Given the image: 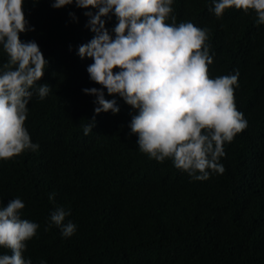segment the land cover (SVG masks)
Masks as SVG:
<instances>
[{"label":"trees","instance_id":"obj_1","mask_svg":"<svg viewBox=\"0 0 264 264\" xmlns=\"http://www.w3.org/2000/svg\"><path fill=\"white\" fill-rule=\"evenodd\" d=\"M52 3L24 0L35 30L20 33L48 61L36 84L51 90L40 99L31 89L25 121L39 148L0 160V207L18 197L22 219L39 225L23 257L32 264H264V24L256 23L255 11L232 7L217 17L213 0L171 5L166 23L174 16L177 24L208 30L210 78L239 72L234 102L247 127L225 142L219 161L225 171L201 181L171 159L159 162L140 151L130 128L137 110L119 94L104 89L118 113L94 112L96 97L83 89L102 85L90 79L93 60L81 58L78 48L95 36L84 13L97 9ZM102 19L114 36L115 16ZM6 61L0 46V63ZM58 207L70 210L64 221L76 225L70 237L49 226ZM3 254L11 253L0 247Z\"/></svg>","mask_w":264,"mask_h":264},{"label":"clouds","instance_id":"obj_2","mask_svg":"<svg viewBox=\"0 0 264 264\" xmlns=\"http://www.w3.org/2000/svg\"><path fill=\"white\" fill-rule=\"evenodd\" d=\"M38 2V0H37ZM75 2L86 11L88 26L95 36L78 48L81 58L93 60L87 71L102 88H85L96 97V114L120 111L115 99L119 94L137 110L130 122L131 132L141 152L159 162L171 159L177 169L194 180H206L212 172L223 173L220 158L225 142H232L247 127L243 113L234 102L233 85L238 86L239 72L210 78L208 65L213 62L206 44L208 30L192 22L166 23L173 0H53L61 8ZM210 9L217 17L235 7L245 13L254 10L256 23L264 24V0H213ZM24 0H0V46L7 61L0 63V160L10 159L27 149L39 148L25 127L28 104L36 94L44 99L49 84L37 85L48 64L36 41H22L20 33L35 30L29 26ZM114 15L118 21L111 30L102 17ZM75 17V13L69 14ZM119 69V71H115ZM95 123V116L92 120ZM85 135L93 124L82 125ZM55 194L49 199L54 200ZM25 207L20 198L0 207V247L11 254L0 255V264H32L23 257L26 241L36 235L39 225L22 219ZM70 210L56 208L52 224L64 237L72 236L76 225L69 221ZM41 264H47L41 261Z\"/></svg>","mask_w":264,"mask_h":264}]
</instances>
